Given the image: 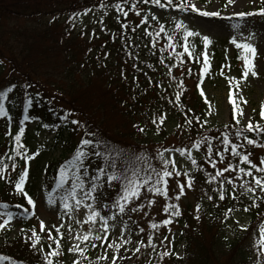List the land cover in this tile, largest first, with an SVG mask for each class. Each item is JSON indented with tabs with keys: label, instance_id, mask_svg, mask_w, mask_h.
<instances>
[{
	"label": "trees",
	"instance_id": "obj_1",
	"mask_svg": "<svg viewBox=\"0 0 264 264\" xmlns=\"http://www.w3.org/2000/svg\"><path fill=\"white\" fill-rule=\"evenodd\" d=\"M185 3L190 5L189 0H172V6L161 0L164 7L151 0H0V91L12 89L5 99L8 115L0 117V168L9 166L0 173L4 175L0 179V204L8 205L0 208V213L11 211L22 217L18 237H0V264H47L45 256L52 250L58 251L48 257L53 264H106L102 256L88 253L68 262L65 249L56 244L45 243L47 254L39 252V240L33 246V231L40 237L32 224L35 216L23 194L15 191L14 182L27 168L24 190L32 196L38 189L39 177L33 169L28 171L31 159L25 163L24 157L35 153L31 156L35 164L44 157L43 153L37 157L40 148L33 146L32 131L40 127L53 134L52 150L59 145L63 149L58 160L45 159L42 168H34L41 174L39 184L47 198L51 193L52 200L62 202L71 191V176L60 185L56 176L62 165L75 163L73 157L78 149L98 154H90L82 162L86 170L82 176L84 194L91 184H97V191L90 197L101 223L105 220L122 224L130 246L139 245L136 252L128 245L121 247L114 264H136L144 259L145 264H264V255L255 243L264 223V193L252 182V176L264 177V172L258 171L264 167L260 163L264 158V130L248 132L245 127L248 123L264 125V121L260 112L250 114L247 124L240 112L233 119V102L239 104L234 92L237 81L230 78L227 86L233 100L227 99V123L219 126L210 122L213 104L202 84L214 73L213 64L209 59L210 68L201 77L203 51L198 48L196 31L176 23L170 25L174 21L171 14L193 12L175 7ZM154 7L161 18L152 10ZM186 31L196 35L186 37ZM185 46L191 57L184 51ZM239 54L235 48L230 58L232 65L243 63ZM47 66L54 69L47 72ZM25 94L33 101L27 111L23 106ZM26 115L30 119L21 125ZM62 116L66 119L62 120ZM72 120L79 124H72ZM20 127L24 132L19 143L27 151L17 147L14 139ZM237 131L243 135L237 136ZM245 135L255 143L249 144ZM225 136L230 141L227 145L223 143ZM175 138L181 141L173 144V150L189 167L185 173L192 177V186H187L185 173L183 179H173V188L169 186L166 194H154L142 186L140 194L123 204L121 212L113 203L123 194L120 184L106 180L113 171L109 161L124 166L128 164L126 157L136 154L142 158L145 171L159 168L162 165L158 154L165 150L159 147ZM81 139H91L93 143L83 146ZM194 143L199 147L193 148ZM232 145L237 146L235 155ZM181 148L186 150L183 155L178 151ZM239 155H248L257 165L251 175L238 172L240 167H251ZM73 171L80 174L79 164L68 168L69 173ZM218 171L221 175L211 179ZM245 184L256 191L246 192L242 186ZM181 187L188 195L183 204ZM222 191L224 199H220ZM153 197L163 199L165 204L157 217L146 220L140 215ZM173 204L178 205V216L170 215ZM166 206L169 212L164 211ZM236 215L248 220L247 232H242L236 222L232 225ZM165 219L171 222L162 224ZM233 226L236 231L230 229ZM179 244L182 256L176 258L175 247ZM166 247L168 255L164 257Z\"/></svg>",
	"mask_w": 264,
	"mask_h": 264
},
{
	"label": "rangeland",
	"instance_id": "obj_2",
	"mask_svg": "<svg viewBox=\"0 0 264 264\" xmlns=\"http://www.w3.org/2000/svg\"><path fill=\"white\" fill-rule=\"evenodd\" d=\"M190 5H195L200 9L199 12H187L183 14H171L170 18L174 21L170 25L176 23L182 28L187 30H195L197 33L198 48L206 53L213 64L214 73L209 76L203 82L204 92L209 101L213 104V119L211 123L224 126L228 120L227 112V93L230 78L239 82V86L235 89V100L240 105L242 110V120L247 123V120L252 114L253 116L261 111V104L264 102V17L260 14L253 16L239 17L234 15L236 12H255L264 0H236L235 4H229L228 0H189ZM158 18H161V13L157 8L152 9ZM203 11L219 12L218 16H204L201 14ZM233 26H236L235 28ZM208 36L210 43L205 48L202 37ZM235 37L238 42H250L257 50V54L253 59L255 71L257 76L253 77L249 74L248 77L240 79L242 75L243 63L233 64L230 63L233 50L236 48L230 41ZM225 42V43H223ZM54 67L47 66L46 71L51 72ZM242 96L243 100L239 99ZM246 101V103H245ZM264 120V119H263ZM169 128V125H167ZM8 128H12V119L8 123ZM33 134V146L39 147L40 152L37 157L43 153L44 157L39 160L37 164L34 162V158L29 161V170H34L37 175L38 181L36 185L38 189H35V193L30 196L34 205L28 206L35 219H32L34 229L40 234V239L37 243V248L41 254H47L44 250L45 243L50 246L56 244L57 247L65 249L68 262L74 260L80 251H69L70 248L85 249L83 253L91 254L95 257L102 256V260L106 264H114L115 260H112L113 255H117L119 249L124 245L130 246L127 230H124L123 225L114 221H107L109 225H116L115 228H109L107 235L102 230V224L97 217L89 220L88 217L92 211H95L88 205L92 203V199L89 196L88 199H84V191L77 189V199L81 200V203L77 206L75 200L69 197V208L65 209L61 206V202L56 198L52 204L48 203L41 185V174L34 169L35 167L42 168L44 166L45 159L50 161L58 160L61 157L62 147L57 146L55 149H51L53 146V134H50L43 130L41 127L32 131ZM181 141L179 138L170 139L168 144L161 145L159 147L165 149L163 156L166 159H171L175 163V172H179L180 175H173L170 179H166L168 183L163 185L167 190L172 187L173 179H183V173L189 170V167L182 161V156H178L173 150V144ZM259 147V145L257 146ZM69 154H67L68 156ZM171 166V165H170ZM75 172V171H73ZM72 173V172H71ZM82 179V176H81ZM27 183H24V187ZM50 188V187H49ZM37 190V191H36ZM22 194V193H18ZM187 194L180 196V204L188 201ZM150 199V198H149ZM148 199V200H149ZM153 203L145 207V211L140 216L146 220L153 219L160 214V207H163L165 202L163 199L153 197L151 199ZM6 219V216L0 215V223ZM21 220L22 217L18 214H13V219L9 222L5 228L0 229V237L7 236L9 239H14L21 233ZM30 222V221H28ZM41 222H43V230L41 229ZM234 222L237 223L238 228L242 232L248 231V220L241 215L234 216ZM172 228V227H171ZM230 229H237L234 226ZM233 230V231H234ZM87 240L79 239V237L89 234ZM51 235V239L49 236ZM97 236L103 237L102 240L96 239ZM174 236V235H173ZM175 238L178 234H175ZM113 242L120 244V247L110 248L109 244ZM95 245L93 247L92 245ZM166 245L164 244V247ZM131 249L136 250L139 248L137 243L130 246ZM182 244L175 247V257L180 258ZM261 249V248H260ZM137 251V250H136ZM134 251V252H136ZM168 252V247L164 252ZM264 255V251H261ZM166 255H164L165 257ZM146 260H141L136 264H145Z\"/></svg>",
	"mask_w": 264,
	"mask_h": 264
},
{
	"label": "snow or ice",
	"instance_id": "obj_3",
	"mask_svg": "<svg viewBox=\"0 0 264 264\" xmlns=\"http://www.w3.org/2000/svg\"><path fill=\"white\" fill-rule=\"evenodd\" d=\"M151 2L153 4L159 5L160 7H164L165 5L161 4V0H151ZM229 4H235L236 0H228ZM167 4L168 6H172V0H167ZM117 8L120 7L119 4L116 5ZM176 8L178 9H185V8H190L193 12H199L200 9L198 7H196L195 5H189V4H176L175 5ZM79 13H75L74 15H78ZM202 15L204 16H218L220 15L219 12H209V11H203L201 12ZM255 14H260L262 15V17H264V7H261L257 10H255V12H236L234 13V15L239 16V17H247V16H253ZM124 15H127V12H124ZM153 19H155V16L152 17ZM143 23V21H141ZM178 26L179 22H178ZM234 28L236 26H233ZM191 35H196V33H192V32H185V36H191ZM202 41L203 44L205 46V48L207 47V45L210 43L209 37L208 36H203L202 37ZM233 45H235V47L240 50V54H239V58L243 60V69H242V75L240 77V79H244L246 77L249 76V74H251V76L255 77L257 76V72L255 71V66L253 64V59L257 54V50L254 47V45L250 42H238L236 40L235 37H233L230 41ZM184 51L186 53H189V57H191V52L189 50V48L187 46L184 47ZM203 55V64L200 67V74L201 77H203V75L209 70L210 68V63H209V57L206 53H201ZM237 87L239 86V82L237 81ZM12 89L11 88H7L3 91H0V117H5L8 115V112L5 109V99L6 96L9 92H11ZM36 96H39V93H36ZM239 99L243 100V97L240 96ZM229 100L232 101L233 97L232 95L229 96ZM33 103L32 99L28 96V94H25V98L23 99V106L25 111H27L28 107ZM246 103V101H245ZM232 112H233V119H235V114L237 112H240V114L242 115V110L239 108V105H237L235 102H233V107H232ZM260 116L262 119H264V102H262L261 104V111H260ZM30 117L29 116H24V119L20 122L21 125L24 124V121L29 120ZM62 120L66 119V116H62L61 117ZM164 117L161 116L160 120L163 121ZM72 124H79V121L77 120H72L71 121ZM237 123H239V121H237ZM46 127V126H45ZM247 131L248 132H252V131H257L260 132L262 130H264V125H253L252 123H248L246 126ZM143 129H141L142 131ZM24 132V128L20 127L18 129V131L15 134V141L17 142V147L22 148L24 151H27L26 148H24L23 145H21L19 143V141L21 140V136ZM237 136L243 135V133L241 131H237L236 133ZM244 139L247 140V142L249 144H254L255 141L253 139H249L248 136H244ZM93 143V140L91 139H81L80 144L83 146H88L91 145ZM98 143V141H97ZM223 143L224 144H229V138L227 136L224 137L223 139ZM199 145L198 144H193V148H198ZM13 151H15V149H13ZM178 151L183 155L185 153V149L181 148L178 149ZM231 152L235 155L237 154V146L236 145H232L231 147ZM98 155L94 150H91L90 152H85L82 148L78 149L73 157V162H68L65 165H62L57 176H56V183L57 185L63 184V182L65 180H67L69 178V176H71L72 179V187H71V191L62 198V202H61V206L65 209L69 208V204L66 203V201L69 199V197H71V199L75 200L76 205L78 206L81 203L80 199H77L76 197V190L79 188L82 191L85 190V181L83 179H81V176L86 175V170L84 169L83 166V161L85 160V158L88 155ZM219 155V153H217ZM35 155V153H32L30 155H26L24 157L25 159V163H27V161L29 159H31V156ZM123 155V154H122ZM161 156V167L159 168H151V170L149 171H145L143 165L140 163L141 161V157H138L136 154H130L129 156L126 157V159L128 160V164L121 166L118 162H114V161H109V165L110 167L113 169L112 172H110L109 174H107L106 176V180L108 182H112V183H119L120 184V188L122 191V195H119L117 197V199L113 202L115 207H118L120 209L121 212L124 211V207L123 204H127L131 199L135 198L136 196H138L141 192V187L142 186H147L150 189L151 193L154 194H166L167 193V188L163 187V185H166L168 183V181L165 179L166 177H171L173 175H180L179 172H175V163L169 158V159H164L162 154H158ZM10 158V157H9ZM189 158L191 159V156H189ZM107 159V158H106ZM239 159L241 161H244L246 164L250 165L251 167L246 169L244 167H240L238 169L239 173H243L245 175H251V171L252 169H257V165L254 164L251 159L249 158L248 155H239ZM192 164H196L195 159L191 160ZM144 163L146 164L147 161L145 160ZM261 165H264V158H261L260 160ZM77 164H79L80 168H81V172L80 174H77L76 172H72L69 173L68 172V168L69 167H75ZM169 165H171V170L169 169ZM9 167L8 165H4L3 168H7ZM11 167L15 168V164L11 165ZM3 168H0V173H3ZM232 165L228 164V169H231ZM101 172H103V169L100 170ZM222 171H227V169H223ZM258 171L260 172H264V167H260L258 169ZM140 172H144L143 176L138 175V173ZM129 173H131V175H129ZM26 175H27V168L23 169L20 173L19 176L17 177V179L14 182V189L16 192L18 193H22L24 198L27 201V204L29 206L34 205V201L33 199L28 195V193L24 190V181L26 179ZM185 178L187 180V186L191 187L192 186V177L188 176L187 173L184 174ZM221 172H217L216 176L211 177V179H216V177L220 176ZM0 179H4V175L0 174ZM93 179L95 180H99V176H94ZM150 181H154V183H149ZM11 183V181H9ZM252 182L259 188L261 193H264V177L261 176H252ZM221 184L224 183L223 180L220 181ZM229 183H232L231 180H229ZM245 188V191H251V192H255L256 188L251 187L248 184L242 185ZM235 187V185L233 184V188ZM98 189V185L97 184H91L90 187H88L86 189L85 195H84V199H88L89 196H91V194L95 191H97ZM184 193V188L181 187L179 190V195H182ZM224 192L222 191L220 194V199H224ZM211 199V197L209 198ZM48 203L52 204L53 200H52V196L51 193L48 194ZM147 203L149 205H151L153 203V201L151 199H149L147 201ZM253 206H255V199L253 200ZM8 205L7 204H0V208H7ZM17 207H20L19 205ZM89 208L92 207L91 204L88 205ZM172 211L170 213L171 216H178L179 213V208L178 205H171ZM197 208H199V205H197ZM247 210V209H245ZM133 211H136L135 208H133ZM165 212H169V207L166 206L164 208ZM26 215H30V212H25ZM0 215L6 216V219L3 220L2 223H0V229L5 228L6 225L9 224V222L13 219V213L11 211H7L5 213H0ZM99 215L98 212L96 211H92L88 217L89 220H92L93 218L97 217ZM225 217H227V213H225ZM103 220V217L101 218ZM171 221L169 219H165L162 220L161 223L162 224H169ZM43 222H41V229L43 230ZM116 225H109L107 223H103L102 224V230L104 231V234L107 235V230L109 228H115ZM152 227L155 228L157 227L156 224H152ZM89 234H85L82 237H79V239L82 240H87L89 238ZM32 241H33V246H35L36 241H38L40 239V237L35 233V231H33L32 234ZM49 239H51V235L49 236ZM96 239L98 240H102L103 237L101 236H97ZM149 240H151V238H149ZM255 243L257 245L260 246L261 251H264V223H262L259 227V239L255 241ZM93 247H95V245H92ZM109 247L112 248H119L120 244L113 242L112 244H109ZM138 250V249H136ZM134 250V251H136ZM69 251H80L81 253H83L85 251V249H80V248H70ZM125 251H127V249H125ZM58 254V251L56 250H52L48 253L47 256H45V259L47 261V264H53V261L51 259H49V256H55ZM163 255H168V252H164ZM116 256L113 255L111 257L112 260H116ZM73 264H75V261L73 262Z\"/></svg>",
	"mask_w": 264,
	"mask_h": 264
}]
</instances>
